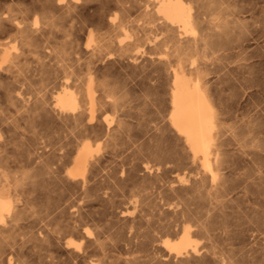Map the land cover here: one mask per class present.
<instances>
[{
	"label": "bare ground",
	"instance_id": "obj_1",
	"mask_svg": "<svg viewBox=\"0 0 264 264\" xmlns=\"http://www.w3.org/2000/svg\"><path fill=\"white\" fill-rule=\"evenodd\" d=\"M0 87V264H264V0H0Z\"/></svg>",
	"mask_w": 264,
	"mask_h": 264
},
{
	"label": "rangeland",
	"instance_id": "obj_2",
	"mask_svg": "<svg viewBox=\"0 0 264 264\" xmlns=\"http://www.w3.org/2000/svg\"><path fill=\"white\" fill-rule=\"evenodd\" d=\"M29 60H30V62H29ZM29 60H27L28 62H26V64H25V66H28L27 68H30V70H27V71H25V74H27V76L30 78H23L22 77V75H19V77H20V79H19V81H17L16 83L18 84V85H20V86H22V89L25 91V92H29L30 91V89L32 88V87H38V86H46L45 88H49L50 86H51V82H50V80L49 79H46V78H44V79H42L41 78V75L40 74H38V72H36V70L34 69V67H35V62H33V60H31V59H29ZM32 62V63H31ZM28 63V64H27ZM34 64V65H33ZM29 73V74H28ZM31 76V77H30ZM34 77V78H33ZM38 79V80H37ZM46 79V80H45ZM33 80H34V82H33ZM48 80V81H47ZM25 81V82H24ZM44 81H46V82H44ZM27 82H30V85H29V83H27ZM31 82H32V84H31ZM38 82V83H37ZM38 84V86H37V84ZM39 83H40V85H39ZM25 85H27V86H25ZM28 85H29V87H28ZM0 90H1V87H0ZM147 91V90H146ZM150 91L148 90L147 91V96H146V93H145V100H146V105H145V108H143V110H142V112H143V115L146 117V119L148 120V122L150 123L151 122V124H154L155 123V121L156 122H158L159 121V117L158 116H160V115H157V113H159L160 114V112H161V108H160V104H159V106H158V102L155 100H153L152 99V97H153V94L150 92ZM138 93V94H137ZM136 95V96H135ZM139 90H137V89H135L134 90V92H133V94H132V102L133 103H138L139 101ZM151 98V99H150ZM136 101V102H135ZM138 101V102H137ZM152 101V102H151ZM153 102L155 103V104H153ZM157 102V103H156ZM156 105V106H155ZM138 107V106H137ZM136 107V108H137ZM151 107H154V108H151ZM135 107L133 108L134 110L136 109ZM152 109V110H151ZM147 110V111H146ZM159 110H160V112H159ZM153 111H154V113H153ZM158 111V112H157ZM152 115V116H151ZM155 115V116H154ZM151 120V121H150ZM154 122V123H153Z\"/></svg>",
	"mask_w": 264,
	"mask_h": 264
}]
</instances>
